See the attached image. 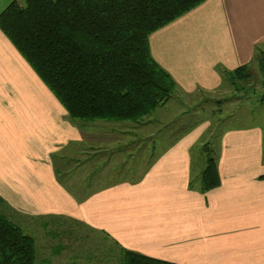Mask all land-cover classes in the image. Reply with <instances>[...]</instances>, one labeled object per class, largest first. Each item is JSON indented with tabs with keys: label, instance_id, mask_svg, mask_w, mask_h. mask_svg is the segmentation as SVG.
<instances>
[{
	"label": "crops",
	"instance_id": "crops-1",
	"mask_svg": "<svg viewBox=\"0 0 264 264\" xmlns=\"http://www.w3.org/2000/svg\"><path fill=\"white\" fill-rule=\"evenodd\" d=\"M10 3L3 2L0 13ZM148 43L154 61L182 92L190 94L197 85L212 89L220 84L216 63L232 69L252 57L253 46L264 51V0H205L151 34ZM69 122L0 31V184H8L0 200L15 198L18 206L23 202L25 210L34 209L33 216L62 209L106 232L126 251L168 264H264L260 125L222 132L214 157L220 183L207 192L195 182L191 186L186 161L195 137L189 133L168 146L164 159L137 185L119 186L76 205L54 186L47 157L68 142ZM28 184L46 197L29 199L21 190Z\"/></svg>",
	"mask_w": 264,
	"mask_h": 264
},
{
	"label": "rangeland",
	"instance_id": "rangeland-1",
	"mask_svg": "<svg viewBox=\"0 0 264 264\" xmlns=\"http://www.w3.org/2000/svg\"><path fill=\"white\" fill-rule=\"evenodd\" d=\"M10 1L13 0H0V7ZM16 1L21 6L25 4V0ZM261 49L253 46L252 57L232 69L216 63L214 72L220 84L212 89L197 85L194 92L187 94L172 81V98L138 122L77 120L58 102L70 122L68 142L55 146L47 156L54 186L80 205L119 186L137 185L157 161L164 159L167 147L189 133L195 140L189 148L187 172L199 185L198 176L206 161L204 150L210 149V155L217 159L218 139L226 128L256 123L264 130ZM240 68L242 72L235 71ZM7 185L0 184V194L8 190ZM21 190L29 199L46 197L39 194L35 184L22 185ZM14 199L8 197L6 203L0 200V215L32 238L34 264H124L126 250L106 232L72 218L62 209L54 215H30L34 209L27 211L23 202L18 206Z\"/></svg>",
	"mask_w": 264,
	"mask_h": 264
},
{
	"label": "trees",
	"instance_id": "trees-1",
	"mask_svg": "<svg viewBox=\"0 0 264 264\" xmlns=\"http://www.w3.org/2000/svg\"><path fill=\"white\" fill-rule=\"evenodd\" d=\"M204 1H13L0 13V31L71 118L138 122L173 96L174 83L152 58L148 37ZM204 151L202 193L220 183L211 150ZM32 241L0 215V264H34ZM124 264L168 263L126 251Z\"/></svg>",
	"mask_w": 264,
	"mask_h": 264
}]
</instances>
